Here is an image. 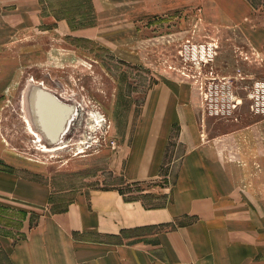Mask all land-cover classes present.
I'll use <instances>...</instances> for the list:
<instances>
[{
	"label": "crops",
	"instance_id": "1",
	"mask_svg": "<svg viewBox=\"0 0 264 264\" xmlns=\"http://www.w3.org/2000/svg\"><path fill=\"white\" fill-rule=\"evenodd\" d=\"M44 9V0H0V32L18 29L11 12L22 25L33 14L39 25ZM199 10L227 41L239 32V50L250 59L242 61L252 59L264 74V23L251 0H204ZM10 74L0 71V94L16 77ZM173 90H149L152 129L124 173L126 182H150L172 158L163 187L84 190L57 210L12 156L4 130L9 104L0 101V204L40 209L21 238L0 235L9 264H264V116L242 108L235 118H213L190 87Z\"/></svg>",
	"mask_w": 264,
	"mask_h": 264
},
{
	"label": "rangeland",
	"instance_id": "2",
	"mask_svg": "<svg viewBox=\"0 0 264 264\" xmlns=\"http://www.w3.org/2000/svg\"><path fill=\"white\" fill-rule=\"evenodd\" d=\"M203 1L44 0L39 25L33 14L22 25L11 12L10 23L18 29L0 32L6 35L0 39V71L11 70L10 77L16 76L7 94H0V101L9 104L4 130L12 156L28 167L27 181L43 185L50 209H62L89 189L116 187L134 193L163 187L169 156L153 181L137 184L124 176L125 169L136 166L143 153L140 146L152 129L155 111L148 92L153 87L176 91L188 86L202 104L199 86L212 76L225 78L242 98L234 116L248 108L245 88L264 74L252 59L249 65L242 61L246 52L239 50L244 45L239 32L234 41H227L201 21ZM251 2L256 21L264 23V0ZM35 85L42 87L35 101L44 91L58 103L46 99L50 108L62 112L57 129L49 131L36 111L46 134L41 142L21 108L24 95ZM176 153L173 148L170 155ZM38 211L34 206L25 211L0 204V235L11 241L21 238ZM9 262L0 249V264Z\"/></svg>",
	"mask_w": 264,
	"mask_h": 264
},
{
	"label": "built area",
	"instance_id": "3",
	"mask_svg": "<svg viewBox=\"0 0 264 264\" xmlns=\"http://www.w3.org/2000/svg\"><path fill=\"white\" fill-rule=\"evenodd\" d=\"M244 59H249L246 54ZM212 77V81L199 86L204 114L216 118H235L234 112L241 105L242 98L237 96L234 84L229 79ZM244 99L252 114L264 116V78L254 80L245 88Z\"/></svg>",
	"mask_w": 264,
	"mask_h": 264
},
{
	"label": "bare ground",
	"instance_id": "4",
	"mask_svg": "<svg viewBox=\"0 0 264 264\" xmlns=\"http://www.w3.org/2000/svg\"><path fill=\"white\" fill-rule=\"evenodd\" d=\"M38 91H42L41 86H38V85L31 86L27 92V95H24L26 97H25V101L21 103V106H22L21 108H22V112H23V116H24L23 118L27 122L28 128L33 133L36 134L37 140L40 141L42 139V136L43 135L45 136L46 134L42 130L43 128L41 129L38 126V122H37L38 118L36 116V111H38L37 115L39 114L38 115L40 118L39 123L41 122L42 125H44L45 128H47L49 131H51V130L54 131L55 129H57V125L59 124L61 117H62V112L58 111V114H57L55 110H52L50 108L51 106H49L46 103V99H45V101H44V99H40V101H37V104L34 103L32 98L35 97V95L38 93ZM24 93L26 94V92H24ZM51 116H52V118H51ZM46 142H47V140H46ZM50 149H52V148H50ZM44 150H48L46 146H44Z\"/></svg>",
	"mask_w": 264,
	"mask_h": 264
},
{
	"label": "water",
	"instance_id": "5",
	"mask_svg": "<svg viewBox=\"0 0 264 264\" xmlns=\"http://www.w3.org/2000/svg\"><path fill=\"white\" fill-rule=\"evenodd\" d=\"M42 97H43L44 99L49 100L50 103H52V104H54V105H58V103L55 102V100L52 98V96H51L50 94L44 92V91H43L42 94H41V99H42ZM32 99H33V102L37 104V101H35V97L32 98ZM58 129H59V128H58ZM58 131H59V130H57V132H54L55 134H53V133H51V134H52V135H56V133H58Z\"/></svg>",
	"mask_w": 264,
	"mask_h": 264
}]
</instances>
